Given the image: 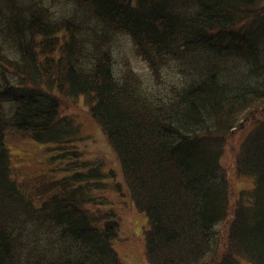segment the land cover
Returning a JSON list of instances; mask_svg holds the SVG:
<instances>
[{
    "label": "trees",
    "instance_id": "1",
    "mask_svg": "<svg viewBox=\"0 0 264 264\" xmlns=\"http://www.w3.org/2000/svg\"><path fill=\"white\" fill-rule=\"evenodd\" d=\"M21 140L48 149L33 190ZM121 202L147 264H264V0H0V264H127Z\"/></svg>",
    "mask_w": 264,
    "mask_h": 264
},
{
    "label": "rangeland",
    "instance_id": "2",
    "mask_svg": "<svg viewBox=\"0 0 264 264\" xmlns=\"http://www.w3.org/2000/svg\"><path fill=\"white\" fill-rule=\"evenodd\" d=\"M115 50L117 52L119 65H123V62L126 59H129L134 64L135 68L144 75L146 74L148 67L146 66V63L135 54L134 46L128 35L121 34L115 44ZM76 104L77 106L73 108L74 112L72 113H75L74 115L77 116L76 118L80 120L79 122L82 125V135L91 137L97 130V125L89 113L85 109H82L83 103L80 102V104ZM254 121H256V119H254ZM249 125L252 126L253 123ZM245 128L235 130V132L227 139L228 144L225 150V155L222 159L228 173L233 179L232 183L234 184L236 181L237 183L235 184L242 187L246 185L247 178L236 173L235 160L238 153L237 149L248 133L249 127L245 126ZM82 144L86 145L84 141H82ZM16 147L18 150L14 153L12 160L13 166L15 164L13 168L16 176L15 178L17 181L23 182V184L26 185L25 187L33 190L35 189V185L38 184L36 183V178L40 177L41 173L48 172V169L51 166L49 164V159H47L48 149L45 146L35 145L30 140H27L26 142L21 140L16 143ZM90 148L94 150V148ZM112 179V182L116 184L117 178L112 177ZM27 183H30V185L27 186ZM112 194L117 195V193ZM120 205L121 209L119 211H121L122 214L120 222L122 223L119 230V239L115 241L116 250L122 260L127 264H147L144 253L145 242L143 239L145 233L144 229L148 226L147 215L143 211L138 210L136 206L135 209L131 207V210L129 206H132V204H129L127 207V204L121 202Z\"/></svg>",
    "mask_w": 264,
    "mask_h": 264
}]
</instances>
